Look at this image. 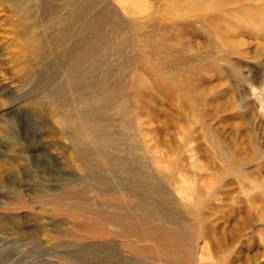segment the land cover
<instances>
[{"label": "rangeland", "instance_id": "rangeland-1", "mask_svg": "<svg viewBox=\"0 0 264 264\" xmlns=\"http://www.w3.org/2000/svg\"><path fill=\"white\" fill-rule=\"evenodd\" d=\"M115 1L0 0V264H264V0Z\"/></svg>", "mask_w": 264, "mask_h": 264}, {"label": "bare ground", "instance_id": "bare-ground-1", "mask_svg": "<svg viewBox=\"0 0 264 264\" xmlns=\"http://www.w3.org/2000/svg\"><path fill=\"white\" fill-rule=\"evenodd\" d=\"M115 3H117V5H118V7L120 8V10H122L123 12H125L126 13V15H130V16H133V15H136V14H141V12H145V13H147V9H145V7H144V4H143V2H142V0H116L115 1ZM232 0H230V3H229V7H232ZM83 7H84V5H83ZM224 7H217L216 9H214V11H212V13L211 12H208L207 14H199L198 16H193L192 14H190V13H188V12H186L185 13V16H187L188 18H197L198 20H200V21H207V22H209V24H211V25H213V27H214V29L213 30H215L216 31V33H220L221 34V31H220V28H223L222 26V24L221 23H223L224 22V20H222L223 18H222V16H223V11L222 10H224L223 9ZM231 9L232 8H230L229 9V11H231ZM166 12H169V10L167 9V8H165L164 9V13H166ZM172 12H174V9H172ZM28 13V12H27ZM219 24V25H218ZM41 46V45H40ZM74 47V46H73ZM76 66H78V65H76ZM75 68V67H74ZM73 69V68H72ZM83 75V74H82ZM69 78V77H68ZM71 79V78H70ZM98 102V101H97ZM120 102V101H119ZM71 103H72V101H71ZM100 103V102H99ZM68 104H70V103H68ZM69 106H72V105H69ZM79 106V105H78ZM105 106V105H104ZM124 106H125V104H124ZM123 106V107H124ZM73 107V106H72ZM92 107V106H91ZM65 108V107H64ZM261 108H264V103L262 104V106H261ZM126 109V108H125ZM73 110V109H72ZM77 110V109H76ZM79 111V110H78ZM118 111V110H117ZM72 112V111H71ZM77 112V111H76ZM121 113V112H120ZM73 114V113H72ZM75 114V113H74ZM119 114V113H118ZM80 115H70V117H66L67 119V121H65V122H67L66 124H65V129H67L66 131H69L70 132V138H71V143H72V145H73V147L75 148V149H77L78 150V152H79V155L78 156H80L81 158H83L86 162V166H85V168H86V170H87V172L89 173V174H94L95 172H99L100 173V166H102V164H101V161H99V162H95V164H93V163H90V161H88L87 159V157L89 156L88 155V152L86 151V148L84 147V146H82L84 143H83V141H84V139H83V137H82V135L80 134V132H81V130H83V125H82V123H79L78 124V122H82V121H80V119L81 118H77V117H79ZM93 118V117H92ZM121 118V117H120ZM65 119V118H64ZM129 122V121H128ZM128 124V123H127ZM130 124V123H129ZM128 127V126H127ZM99 131H101V130H99ZM85 136H87V135H85L84 134V137ZM104 137V136H103ZM94 139V137L93 136H87V138H86V142H87V140L89 141L88 143H91V141ZM95 140V139H94ZM96 141V140H95ZM117 143V142H116ZM88 146H89V144H87ZM91 145V144H90ZM91 147H93V146H91ZM96 148V147H95ZM99 148V147H98ZM105 148V147H104ZM102 149V148H101ZM103 151V150H102ZM130 152V151H129ZM244 152H246V151H244ZM97 154V153H96ZM93 156V155H92ZM97 156V155H96ZM129 156H130V154H129ZM249 156V155H248ZM98 157V156H97ZM101 157V156H100ZM107 158V157H106ZM135 158V157H134ZM133 158V159H134ZM82 160V159H81ZM92 160H94L93 158H92ZM97 160V159H96ZM95 160V161H96ZM105 160V159H104ZM103 160V161H104ZM107 160V159H106ZM135 160V159H134ZM118 162V164L119 165H121V163H119V161H117ZM116 162V163H117ZM137 161H135V163H136ZM100 163V164H99ZM111 163V162H110ZM107 164V163H106ZM113 164V163H112ZM114 164H115V162H114ZM117 164V165H118ZM125 164H126V162H125ZM118 165V166H119ZM135 165V164H134ZM233 165H235V164H233ZM108 166V165H107ZM115 166V165H114ZM129 166V165H128ZM110 167V166H109ZM111 167H113L112 165H111ZM102 168V167H101ZM116 168H117V166H116ZM131 169H129V170H131V172H132V174H134L133 173V168L132 167H130ZM107 169H109V170H111V171H113L114 172V170H112V169H110V168H107ZM135 169V171H136V168H134ZM124 170V169H123ZM129 170H127V171H129ZM110 172V171H109ZM117 172V171H116ZM115 172V173H116ZM121 172V171H120ZM120 172H119V174H120ZM130 172V171H129ZM129 172H127V174L129 173ZM139 172V171H138ZM125 173H126V171H125ZM97 174V173H96ZM131 174V173H130ZM217 174V173H216ZM137 173H136V177H137ZM135 176V175H134ZM138 176H140V177H142L143 175L142 174H140V175H138ZM144 177V176H143ZM135 178V177H134ZM141 179H143V178H141ZM146 181V180H145ZM262 188V187H261ZM261 190V189H260ZM100 197V196H99ZM250 198V197H249ZM252 199V198H251ZM250 204H251V206L254 208L255 207V205H254V200L252 199L251 201H250ZM108 208V207H107ZM107 208H105V209H107ZM101 209H102V207H101ZM100 209V210H101ZM103 209H104V205H103ZM106 212V211H105ZM108 212V211H107ZM106 212V213H107ZM110 214V213H109ZM108 214V215H109ZM106 216H107V214H105ZM111 216H112V214H110ZM105 216V217H106ZM118 217H120V216H118ZM107 218V217H106ZM115 218V217H114ZM113 219V218H112ZM107 220H108V218H107ZM115 220V219H114ZM120 220H122V219H120ZM116 221H117V219H116ZM119 221V220H118ZM110 222H112V220L110 221ZM115 222V221H114ZM114 222H112V224H114ZM121 222V221H120ZM123 222H125V221H123ZM123 222H122V225H123ZM115 225H116V223H115ZM121 225V224H120ZM127 225V224H126ZM117 226V225H116ZM236 242V241H235ZM262 243H263V246H264V238H262Z\"/></svg>", "mask_w": 264, "mask_h": 264}]
</instances>
